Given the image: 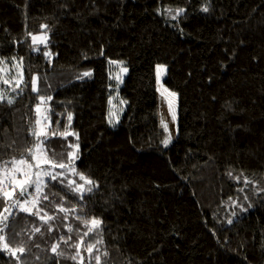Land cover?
I'll return each instance as SVG.
<instances>
[{
	"label": "trees",
	"instance_id": "obj_1",
	"mask_svg": "<svg viewBox=\"0 0 264 264\" xmlns=\"http://www.w3.org/2000/svg\"><path fill=\"white\" fill-rule=\"evenodd\" d=\"M13 57L27 81L3 85L0 71V168L33 146L40 96L44 155L73 168L63 184L44 179L48 224L0 197L11 213L0 235L26 248L24 264H264V0H0V69ZM159 64L178 94L168 147ZM72 179L96 187L80 199ZM93 217L103 223L89 232ZM0 264L18 262L0 251Z\"/></svg>",
	"mask_w": 264,
	"mask_h": 264
},
{
	"label": "snow or ice",
	"instance_id": "obj_2",
	"mask_svg": "<svg viewBox=\"0 0 264 264\" xmlns=\"http://www.w3.org/2000/svg\"><path fill=\"white\" fill-rule=\"evenodd\" d=\"M171 11V10H169ZM184 9H178L177 15L180 13H183ZM202 11L207 12L209 11V7L207 4L203 7ZM175 18V17H174ZM44 28H47V25L42 26ZM31 35V33L29 34ZM39 41V43L46 44V37H38V36H32V43L35 45ZM35 51H39V48H35ZM44 56L46 58L51 57L50 52H45ZM12 60H15V58H11ZM22 60V58H21ZM4 59L0 58V64L4 63ZM114 63V62H110ZM14 67L19 68V65H14ZM163 68V66L158 65L157 66V72ZM0 71H3V69H0ZM126 71V69H125ZM22 75V71L20 72ZM92 75L91 71H85L78 79H83L85 77H90ZM39 80V77H33L31 80V86L33 91H38V88L36 87L37 82ZM4 83H8V81H4ZM171 96L175 97L176 93H170ZM6 99L4 94H0V102H3ZM45 97L40 96L39 100L40 102H45ZM47 100H51V97H47ZM14 101L11 98L7 99V103L12 104ZM169 108L172 111V119L175 120V110L172 109L171 102L169 104ZM36 112H40V104L36 105ZM67 119L71 121L72 115L71 113H68ZM111 122V121H110ZM41 124V120L37 119L35 121V124L33 125V131L32 135L36 138L33 146L31 148H27L24 150L23 153H21V158L19 160H16L15 158L10 162H5V166L3 168H0V197L3 198V200L11 201V207H17L21 211L25 213L32 214L36 217H38L41 221H43L45 224H48L49 221L55 219V217L48 216L47 214L41 215L42 209H39V202L42 198L43 200L47 201L49 199L47 194L43 193V188L46 187V184L44 182V178H49L50 181H57L61 184H63L64 181V175L69 170L71 166V161L68 165L64 163L60 164H54L52 163L46 155H42L45 152V149L43 148L42 144L43 141L40 139V137L47 138V133L44 131L43 127L39 129V131H36L35 128L37 125ZM162 127L167 131V124H165L162 120ZM52 135H56L53 133ZM171 140V134L168 135L167 138H165L162 143L167 146L168 143ZM78 148V145L75 146ZM55 155V153H53ZM27 157V159H25ZM74 157V154H73ZM31 161V162H30ZM8 163L12 164V168H8ZM60 168L64 170V172H55L53 169ZM80 175V179L84 180L82 174ZM231 175V173H229ZM237 179H239L237 177ZM88 184V187H85L84 184H75L74 181L69 182L66 186L69 188L71 192H73L75 195L79 196L80 199H83V195L85 192H92L93 188L96 187L95 183L93 181H86ZM245 183H248L247 180H245ZM8 185L10 187V190H6L5 185ZM33 188L35 190V195H33L32 192H29L28 189ZM19 192L20 197H25L23 200V203L19 199H13L16 195V192ZM242 191V189H241ZM261 191H264V189H261ZM27 197H32V199H27ZM247 199V197H245ZM31 204V207H28L27 205ZM58 207V206H57ZM242 207V206H241ZM246 211V209H244ZM60 211L67 212V209L60 208ZM7 213V215H5ZM11 213L9 212V209L5 207L3 209V212H0V225H3V227H0V233H3L5 228L8 227L7 221L9 219V216ZM235 215V213H233ZM86 225H90L88 227V231L92 232L96 229H99L102 225V221L93 217L89 221L84 222ZM228 223H232L231 220L228 221ZM49 231H51V226L49 225ZM35 232L39 233L40 228H35ZM72 229L69 228V232H71ZM61 239H63L61 237ZM65 244L68 243L67 240L64 241ZM83 244V241H81V245ZM59 245H54L51 247V252L54 253L56 256H63L64 253L62 251H58ZM73 247H78L77 245H73ZM93 250V246H88L86 248V251L88 253H91ZM0 251H8L12 257L18 262V264H24V261L21 260V255L26 253V248L24 246H19L15 249L10 248V246L7 244L6 236L0 235ZM79 252H77L76 256L71 257V259L75 260L77 259V256H79ZM91 255L89 256V260H91ZM81 264L83 262V257H80ZM95 260L97 261V264H99L100 257L96 256Z\"/></svg>",
	"mask_w": 264,
	"mask_h": 264
},
{
	"label": "rangeland",
	"instance_id": "obj_3",
	"mask_svg": "<svg viewBox=\"0 0 264 264\" xmlns=\"http://www.w3.org/2000/svg\"><path fill=\"white\" fill-rule=\"evenodd\" d=\"M34 36L46 37V44L48 43V37L46 34H36ZM37 43H39V41H37ZM40 44H44V43H40ZM45 52H49V51L45 50ZM14 65H19V68L14 67ZM159 65L163 66V68L159 71V73L157 72L159 74V76H158L159 77V85H158L157 113H158V119H159L160 126L162 127V120L165 124H167V131L162 127L163 130L165 131V138H167L168 135L171 134V140L168 143V145L165 146L163 144L164 147H168L178 136V94L175 91L170 90L163 83V80H164L165 75H166L167 66L163 65V64H159ZM2 69H3V71H2V77H3L2 84L3 85L14 84V85L18 86V85L22 84L23 82L27 81V78L24 75V72L22 70V66H21V63L19 62V60H15L14 63L10 66V68H8V69L2 68ZM21 71H22V75L20 74ZM33 77H37V76L34 75ZM31 80H30V82H31ZM4 81H8V83H4ZM36 87L38 88V82H37ZM170 93H176L177 95L175 97H173L170 95ZM0 94H3V92L1 91ZM170 102L172 105V109L175 110V116H176L175 120L172 119V111L169 108ZM122 103H123V105L125 104L124 101H122ZM48 111H49V105L45 99V102L40 103V112L37 113V119L41 120V124L36 126V131H39V129L41 127H43L44 131L47 133V131H48ZM121 116H122V113L119 115V117H118V119H116V121L110 120L111 121L110 123L113 124L114 122L119 121ZM117 124H118V122L112 126H116ZM47 135H48V133H47ZM40 139L43 141L44 137H40ZM42 146H43V144H42ZM43 148H44V146H43ZM42 155H44V153ZM61 170L62 169H60L58 167L53 169V171H55V172H60ZM72 170H73V168L71 165L69 168V171H72ZM72 180L74 181V179H72ZM8 190H10V188ZM28 191L32 192L33 195H35V190L33 188H29ZM13 199H19V200H21L22 203L24 200V199H21L19 196H17V192H16V195L14 196ZM27 199L30 200V199H32V197H27ZM27 206L31 207L32 205L29 204ZM13 208L19 209L17 207H13Z\"/></svg>",
	"mask_w": 264,
	"mask_h": 264
}]
</instances>
